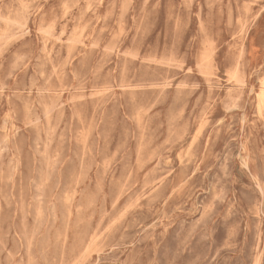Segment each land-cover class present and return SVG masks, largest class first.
<instances>
[{
    "label": "rangeland",
    "instance_id": "374dc122",
    "mask_svg": "<svg viewBox=\"0 0 264 264\" xmlns=\"http://www.w3.org/2000/svg\"><path fill=\"white\" fill-rule=\"evenodd\" d=\"M0 264H264V0H0Z\"/></svg>",
    "mask_w": 264,
    "mask_h": 264
},
{
    "label": "bare ground",
    "instance_id": "6f19581e",
    "mask_svg": "<svg viewBox=\"0 0 264 264\" xmlns=\"http://www.w3.org/2000/svg\"><path fill=\"white\" fill-rule=\"evenodd\" d=\"M67 12V11H66ZM66 12H65V14H66ZM49 29V28H48ZM77 38H79V37H77ZM93 46V45H92ZM110 51V50H109ZM112 51V50H111ZM132 56V55H131ZM236 72V71H235ZM262 83V82H261ZM257 95V94H256ZM142 110V109H141ZM46 112V111H45ZM48 112H49V110H48ZM193 140V139H192ZM191 140V141H192ZM11 164H12V162H11ZM9 180V179H8ZM39 186V185H38ZM172 191H174V190H172ZM127 208V207H126ZM108 229V228H107ZM260 256V255H259ZM83 257V256H82ZM78 258V257H77Z\"/></svg>",
    "mask_w": 264,
    "mask_h": 264
}]
</instances>
